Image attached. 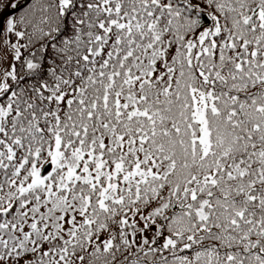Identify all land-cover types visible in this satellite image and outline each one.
Instances as JSON below:
<instances>
[{"label": "snow or ice", "instance_id": "6c2138e0", "mask_svg": "<svg viewBox=\"0 0 264 264\" xmlns=\"http://www.w3.org/2000/svg\"><path fill=\"white\" fill-rule=\"evenodd\" d=\"M0 264H264V0H0Z\"/></svg>", "mask_w": 264, "mask_h": 264}]
</instances>
